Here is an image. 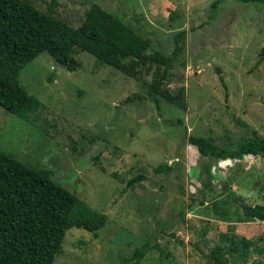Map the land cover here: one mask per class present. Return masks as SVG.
<instances>
[{"label": "rangeland", "instance_id": "374dc122", "mask_svg": "<svg viewBox=\"0 0 264 264\" xmlns=\"http://www.w3.org/2000/svg\"><path fill=\"white\" fill-rule=\"evenodd\" d=\"M44 11L50 0H27ZM54 14L77 26L97 4L169 56L161 91L183 87L185 109L147 94L161 74L136 80L85 51L68 70L40 52L17 80L37 105L26 119L0 107V151L51 178L104 216L95 232L67 229L51 264H119L147 241L137 264H264V221L244 204L264 202V154L214 161L186 136L233 146L264 137V3L239 0H55ZM170 17V18H169ZM179 61L183 62V65ZM221 77L223 86L218 77ZM157 164L167 172L154 173ZM141 173L131 186L126 181ZM250 240L244 245L240 239ZM247 254L241 257V251Z\"/></svg>", "mask_w": 264, "mask_h": 264}, {"label": "trees", "instance_id": "16d2710c", "mask_svg": "<svg viewBox=\"0 0 264 264\" xmlns=\"http://www.w3.org/2000/svg\"><path fill=\"white\" fill-rule=\"evenodd\" d=\"M219 0L210 3L214 7ZM261 2L264 0H239ZM55 0L46 4L44 11L27 0H0V107L20 119L38 104L35 97L19 85L20 69L40 52H46L57 64L68 70L78 66L74 54L85 51L96 60L113 67L122 74L141 80L153 71L147 94L158 107V95L185 109L184 90L174 94L161 91L160 85L169 77V68L180 54L177 39L169 56L151 49L146 39L97 4H92L77 26H70L54 14ZM170 18V17H169ZM264 56V39L258 63ZM183 65L182 61H179ZM223 86L221 77H218ZM200 157L220 161L242 156L264 154V137L251 136L237 144L220 146L207 136H186ZM164 164L153 167L154 173L167 172ZM144 178L141 173L126 181L131 186ZM241 212L248 218L264 221V202L244 204ZM104 224V216L82 203L73 193L51 178L43 166L25 165L11 153L0 151V264H51L61 253V240L71 227L95 232ZM246 246L250 240L240 239ZM149 248L147 241L132 250L119 264H137ZM247 254L241 251V257ZM213 264H223L219 247L211 251ZM118 263V262H117ZM116 263V264H117Z\"/></svg>", "mask_w": 264, "mask_h": 264}]
</instances>
